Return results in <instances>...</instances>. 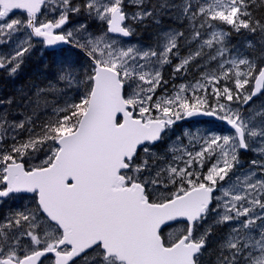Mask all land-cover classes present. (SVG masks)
<instances>
[{
    "label": "snow or ice",
    "instance_id": "1",
    "mask_svg": "<svg viewBox=\"0 0 264 264\" xmlns=\"http://www.w3.org/2000/svg\"><path fill=\"white\" fill-rule=\"evenodd\" d=\"M165 19L181 27L125 41ZM233 33L259 54L230 55ZM35 43L86 67L65 60L55 82L0 100V203L31 199L0 217V264H264V110L243 111L264 96V0H0V70L15 77ZM174 58L173 78L198 58L201 72L169 92ZM199 115L233 131L171 137Z\"/></svg>",
    "mask_w": 264,
    "mask_h": 264
},
{
    "label": "trees",
    "instance_id": "2",
    "mask_svg": "<svg viewBox=\"0 0 264 264\" xmlns=\"http://www.w3.org/2000/svg\"><path fill=\"white\" fill-rule=\"evenodd\" d=\"M174 2L178 3L179 0H174ZM258 15H261V14L258 13ZM147 24H148L147 27L142 25L139 33L140 35H143L144 37L143 39H146L150 43H153V36L158 31L166 30L168 27H177V28L181 27V25L175 24L171 21H168L167 19L164 20V23L159 28L157 27V25H155L151 21H148ZM224 27L226 28L227 26H224ZM251 39H256V37L249 35L247 33H244L243 35H238V34L233 33L229 41L231 51L241 50L240 52L243 56H247L248 58H253L254 56L259 54V46L257 45V49L255 51L250 49L247 45V40H251ZM233 44H237L235 45L237 47H235ZM183 47L184 46L182 45L180 51L183 49ZM25 58L26 59L21 67V70L18 72V75H16L13 79H11L7 75L5 77L0 78V100H7L9 97H15L16 100L19 101L21 90H24L25 92H28L29 94H31V92L34 90L33 89L34 85L45 87L49 83V81L55 82L56 74L61 66V63L65 60L78 62L79 65L86 67V59L83 56L78 55V53H74L72 51H68L66 54L60 53L59 55L55 57L53 55H49L48 58L39 59V58H36V56H29L28 58L27 57ZM57 86L61 89L66 90L64 95L73 96V94L76 93L75 86H73L72 88H69V85L67 82H60ZM64 95L57 98L54 94H50L48 95L47 99L49 101L57 100L58 103H62ZM4 107L6 106L0 105V111H2ZM11 108L12 109H22V103L14 102L11 105ZM50 113H51V105L47 108L41 106V109L38 111L37 116L39 120L42 121L45 119L46 115ZM9 118L14 119V120H20L23 117L17 114L14 116H10ZM220 233H222L221 229H219L217 235H219Z\"/></svg>",
    "mask_w": 264,
    "mask_h": 264
},
{
    "label": "rangeland",
    "instance_id": "3",
    "mask_svg": "<svg viewBox=\"0 0 264 264\" xmlns=\"http://www.w3.org/2000/svg\"><path fill=\"white\" fill-rule=\"evenodd\" d=\"M209 2H211V0H209ZM20 14H18L19 16ZM72 25L70 27H72L74 24L76 23H79V22H82V21H78L76 22V19H72ZM69 27V28H70ZM97 29L96 26H91V30H95ZM100 29H97V31H99ZM139 37V36H137ZM22 38V37H21ZM133 43V42H131ZM140 44L136 39H135V43L134 44ZM196 43H193L192 45H189V46H184L183 49L181 51L184 52L189 51V48H192V49H195L196 47ZM5 51L7 49H4ZM237 52L239 51H233L232 53H230V55L232 56H235L237 54ZM241 54V52H239ZM178 63V59L174 58L172 60V65H166L163 69V78L164 80H167L168 81V84H171L174 80H177L178 78L179 79H183V77L180 75H178V73L175 75V78H173V65L177 64ZM196 64H198V62H195L193 64H191L189 66L190 68V73L192 74L191 76H189L191 79H193L192 81L194 82L196 79H198L196 76H195V73H197L199 70L196 68ZM213 67H214V64H213ZM168 91L171 92L173 90H169V87H167ZM253 109V111H262L264 110V96H260L259 98H257L253 103L249 104L248 106H244L243 108V111L245 112V114H249L248 113V110L249 109ZM183 122V120L181 121H178L176 126L174 127V130L173 132L170 134L171 137L174 139L175 136L177 135H180L181 133H183L186 129L188 130H192L193 132H205V131H208V130H212V131H215V132H220V130L222 129H226V127L222 126V125H218L216 124V126H207V127H204V126H195V125H192L191 127H187V126H183L181 123ZM224 134H228V133H224ZM248 154H252V153H248ZM248 154L246 157H243L244 159L248 160L247 157H248ZM19 205H22V207H19ZM30 205V202L28 200H21L19 198H13V199H8L6 200L5 202L3 203H0V217H2L6 212L9 211V209H18V208H24L26 206H29ZM15 207H18V208H15ZM172 231V230H171ZM221 232L224 233V232H227V227L225 226L223 229H221Z\"/></svg>",
    "mask_w": 264,
    "mask_h": 264
},
{
    "label": "bare ground",
    "instance_id": "4",
    "mask_svg": "<svg viewBox=\"0 0 264 264\" xmlns=\"http://www.w3.org/2000/svg\"><path fill=\"white\" fill-rule=\"evenodd\" d=\"M245 36V35H244ZM242 37V36H241ZM246 37V36H245ZM233 39H235V38H233ZM247 39V38H246ZM239 40H241V39H239ZM243 40H244V38H243ZM242 43H243V41H242ZM238 44V43H237ZM237 44H233L234 46L235 45H237ZM241 44V43H240ZM242 46V45H241ZM235 47H237V46H235ZM245 47V46H244ZM246 48V47H245ZM242 49V48H241ZM241 51V50H240ZM243 51V50H242ZM180 55L181 56H185V55H187V51H185L184 50V52L183 51H180ZM35 65V64H34ZM169 66V65H168ZM189 72H190V68H189ZM31 74V73H30ZM49 75V74H48ZM45 76V75H44ZM31 82V81H30ZM246 160V159H245Z\"/></svg>",
    "mask_w": 264,
    "mask_h": 264
},
{
    "label": "water",
    "instance_id": "5",
    "mask_svg": "<svg viewBox=\"0 0 264 264\" xmlns=\"http://www.w3.org/2000/svg\"><path fill=\"white\" fill-rule=\"evenodd\" d=\"M17 11H19V10H17ZM64 46H67V45H59L58 47H64ZM55 47H56V46H55ZM46 48L51 49V48H49V47H46Z\"/></svg>",
    "mask_w": 264,
    "mask_h": 264
}]
</instances>
